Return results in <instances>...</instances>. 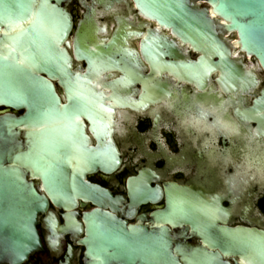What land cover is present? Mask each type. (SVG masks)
<instances>
[{"label": "flooded vegetation", "instance_id": "obj_1", "mask_svg": "<svg viewBox=\"0 0 264 264\" xmlns=\"http://www.w3.org/2000/svg\"><path fill=\"white\" fill-rule=\"evenodd\" d=\"M63 6L83 86L53 83L80 112L70 129L92 147L70 163L69 177L82 175L104 194L61 206L39 175L30 177L49 205L37 221L41 246L23 264H88L83 240L94 210L101 236L119 241L109 252L130 255V264H253L249 245L264 246L260 60L218 24L224 53L190 41L140 0ZM24 112L0 104V115Z\"/></svg>", "mask_w": 264, "mask_h": 264}, {"label": "water", "instance_id": "obj_2", "mask_svg": "<svg viewBox=\"0 0 264 264\" xmlns=\"http://www.w3.org/2000/svg\"><path fill=\"white\" fill-rule=\"evenodd\" d=\"M64 1L0 0V104L25 109L19 116L0 115V264H23L41 246L37 221L49 201L30 177L39 175L47 196L61 206L104 194L82 175L69 177L70 163L91 155L92 147L70 129L80 112L61 102L53 83L58 80L65 89L83 86L67 49L73 21ZM140 1L156 17L175 24L186 39L220 53L223 38L214 25L236 32V42L264 68V0ZM197 1L208 2L211 12L200 9ZM101 214H89L88 238L83 240L88 264L121 259L130 264V255L109 252L119 241L101 236ZM73 225L79 226L75 221ZM249 249L253 264H264V246L251 243Z\"/></svg>", "mask_w": 264, "mask_h": 264}]
</instances>
